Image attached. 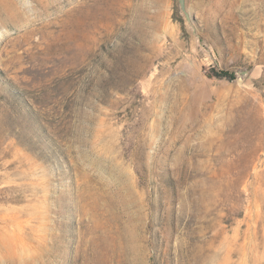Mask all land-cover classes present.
Wrapping results in <instances>:
<instances>
[{"label":"rangeland","instance_id":"374dc122","mask_svg":"<svg viewBox=\"0 0 264 264\" xmlns=\"http://www.w3.org/2000/svg\"><path fill=\"white\" fill-rule=\"evenodd\" d=\"M0 264H264V0H0Z\"/></svg>","mask_w":264,"mask_h":264},{"label":"trees","instance_id":"16d2710c","mask_svg":"<svg viewBox=\"0 0 264 264\" xmlns=\"http://www.w3.org/2000/svg\"><path fill=\"white\" fill-rule=\"evenodd\" d=\"M220 76H223V74H219Z\"/></svg>","mask_w":264,"mask_h":264}]
</instances>
